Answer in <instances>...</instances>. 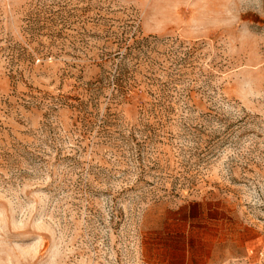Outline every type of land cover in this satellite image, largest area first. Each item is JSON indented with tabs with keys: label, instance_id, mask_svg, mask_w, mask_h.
<instances>
[{
	"label": "rangeland",
	"instance_id": "obj_1",
	"mask_svg": "<svg viewBox=\"0 0 264 264\" xmlns=\"http://www.w3.org/2000/svg\"><path fill=\"white\" fill-rule=\"evenodd\" d=\"M0 264H264V0H0Z\"/></svg>",
	"mask_w": 264,
	"mask_h": 264
},
{
	"label": "trees",
	"instance_id": "obj_2",
	"mask_svg": "<svg viewBox=\"0 0 264 264\" xmlns=\"http://www.w3.org/2000/svg\"><path fill=\"white\" fill-rule=\"evenodd\" d=\"M68 101L72 102L73 101V98L69 97L68 98Z\"/></svg>",
	"mask_w": 264,
	"mask_h": 264
}]
</instances>
